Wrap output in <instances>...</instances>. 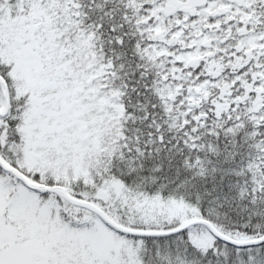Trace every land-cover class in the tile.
Listing matches in <instances>:
<instances>
[{
    "label": "snow or ice",
    "instance_id": "6c2138e0",
    "mask_svg": "<svg viewBox=\"0 0 264 264\" xmlns=\"http://www.w3.org/2000/svg\"><path fill=\"white\" fill-rule=\"evenodd\" d=\"M0 264H264V0H0Z\"/></svg>",
    "mask_w": 264,
    "mask_h": 264
}]
</instances>
